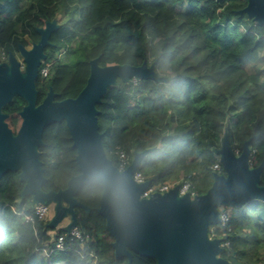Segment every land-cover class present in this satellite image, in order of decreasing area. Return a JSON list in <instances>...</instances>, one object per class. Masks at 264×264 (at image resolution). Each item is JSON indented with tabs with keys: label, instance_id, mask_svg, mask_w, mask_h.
<instances>
[{
	"label": "trees",
	"instance_id": "trees-1",
	"mask_svg": "<svg viewBox=\"0 0 264 264\" xmlns=\"http://www.w3.org/2000/svg\"><path fill=\"white\" fill-rule=\"evenodd\" d=\"M247 4L0 0V48L10 49L26 34L38 41V28L48 20L58 21L40 68V101L51 88L58 100L77 97L87 85L90 61L98 56L102 66L156 61L157 72L169 81L118 79L98 105L107 155L119 166V150H125L131 162L135 152L152 149L138 171L152 179L153 186L190 181L195 194H204L214 181L213 166L221 163L216 150L225 132L239 153L255 136L250 145L257 149L254 166L264 159V25L241 12ZM47 63L49 74L44 76ZM44 141V189L66 188L69 179L81 173L66 120L46 127ZM24 185L19 171H8L0 179V264H157L155 258L137 253L131 263L116 257L106 219L96 211L100 185H86L77 195L92 208H77L85 241L68 239L64 250L55 246L65 233L62 224L48 225L53 213L35 222L26 219L35 214V203L32 196H21ZM227 210L231 232L211 227L212 236L230 241L221 256L235 264H264V202L252 200Z\"/></svg>",
	"mask_w": 264,
	"mask_h": 264
},
{
	"label": "water",
	"instance_id": "water-1",
	"mask_svg": "<svg viewBox=\"0 0 264 264\" xmlns=\"http://www.w3.org/2000/svg\"><path fill=\"white\" fill-rule=\"evenodd\" d=\"M241 12L264 25V0H248ZM59 27L57 20L46 21V25L38 29L40 41L30 50L21 47L27 63L25 72L20 70L14 55L10 58L12 66L0 64V179L8 171H19L20 180L25 183L21 196L30 195L34 203L54 205V215L48 225L56 228L69 219L64 227L67 232L78 226L77 208L92 211L77 198L79 192L86 185H100L103 193L96 211L106 219L107 230L114 238L112 246L116 257H127L130 263L137 253L155 258L157 264H235L221 256L225 249L223 239L212 236L211 227L221 223V206L242 207L252 200L264 202L261 183L264 159L256 167L249 161L255 136L246 140L242 152L237 153L225 132L216 150L224 173L214 172L213 184L206 193L181 194V183H177L166 192L156 191L145 197L144 192L153 180L138 182L134 173L152 149L135 152L129 166L120 170L107 155L99 127L98 105L118 79L167 82L170 78L157 72L156 61L149 64L146 59L141 65L102 66L98 56L90 61L87 85L77 97L57 100L58 94L50 89L37 105L36 78L42 60L48 57L45 47ZM16 93L27 100L21 112L24 123L17 135L2 113V107ZM63 120L78 149L76 160L81 173L71 177L66 188L47 191L40 148L45 146V128ZM118 186L124 193L120 200L114 195Z\"/></svg>",
	"mask_w": 264,
	"mask_h": 264
},
{
	"label": "built area",
	"instance_id": "built-area-1",
	"mask_svg": "<svg viewBox=\"0 0 264 264\" xmlns=\"http://www.w3.org/2000/svg\"><path fill=\"white\" fill-rule=\"evenodd\" d=\"M49 63H47L43 69H42V74L44 76H47L49 74ZM134 82L138 81V78H134L133 79ZM257 152V149H252L251 151V155H250V164L251 166L254 165V160H255V153ZM237 153H239L237 151ZM118 156H119V160H120V165L118 166L120 170H125L130 162V157L129 154L125 151V150H119L117 152ZM222 163H216L213 166V169L215 170V172H220L222 170ZM134 178L136 181L138 182H143L146 179L145 175L141 172L138 171V169L136 170V172L134 173ZM181 183V188H180V193L181 194H185L187 192H191L192 196L196 195L195 192H193L191 190L192 184L190 181H184V182H180ZM177 184V182H169L167 184H163V185H151V187L149 189H147L144 192V196L148 197L150 196L151 193L156 192V191H160V192H166L169 189H171L172 187H174ZM53 213L54 215V205L50 204H44V203H35V214L34 215H28L26 217V219L28 221H32L35 222L36 219H47L51 214ZM230 218L231 215L229 214L227 209H221V223L219 225H215L214 227H221L222 231H225L229 233L232 230V227L229 225L230 224ZM215 231V230H214ZM218 237V236H215ZM68 239L75 240V239H81L82 241H85V236L84 234L81 232V230L77 227L73 228L70 232L65 231L64 234H61L58 236V238L55 241V246L58 249L64 250L68 247L67 245V241ZM230 243V241H223L222 245L228 246Z\"/></svg>",
	"mask_w": 264,
	"mask_h": 264
},
{
	"label": "flooded vegetation",
	"instance_id": "flooded-vegetation-1",
	"mask_svg": "<svg viewBox=\"0 0 264 264\" xmlns=\"http://www.w3.org/2000/svg\"><path fill=\"white\" fill-rule=\"evenodd\" d=\"M40 39H41V35H40L39 40L35 41L30 37L29 34H26L22 38V40H25L27 42V44H24L21 40L16 45H12L11 48L8 50L5 49L4 47L0 48V64H5L6 66H12L10 58H11V55H14V57L16 58V60L20 64V66H19L20 70L22 72H25L26 67H27V63L25 61V56L23 54L21 47L24 46L26 49L30 50L34 47L35 43H38L40 41ZM46 49H47V46L45 47V53H46ZM45 60H42L41 66L43 65ZM41 66H40V68H41ZM39 73H40V70H39ZM38 78H39V74L36 78V89L38 91L37 99H36L37 105H39L43 102V100L46 98L48 92L50 91L49 90L47 92L45 98L40 101V90L38 88ZM56 99H57V97H56ZM26 105H27V100L24 98V96L16 93L13 96L12 100L9 101L7 104H5L2 107V113L6 114L5 121L7 122L9 128L12 129V131L14 132L15 135H17L20 132V130L23 126L24 118H23L21 112L23 111V109L25 108ZM254 167H256V166H254Z\"/></svg>",
	"mask_w": 264,
	"mask_h": 264
},
{
	"label": "clouds",
	"instance_id": "clouds-1",
	"mask_svg": "<svg viewBox=\"0 0 264 264\" xmlns=\"http://www.w3.org/2000/svg\"><path fill=\"white\" fill-rule=\"evenodd\" d=\"M114 195L116 196V199H117V200L122 199V198H123V195H124V193H123V189H122L121 187L118 186V187L116 188V190H115Z\"/></svg>",
	"mask_w": 264,
	"mask_h": 264
},
{
	"label": "rangeland",
	"instance_id": "rangeland-1",
	"mask_svg": "<svg viewBox=\"0 0 264 264\" xmlns=\"http://www.w3.org/2000/svg\"><path fill=\"white\" fill-rule=\"evenodd\" d=\"M63 52H64V50H63ZM246 68H247L248 70H250V66H249V65H247ZM220 208H221V209H227L226 206H221ZM52 217H53V215L51 216V218H52ZM60 227H62V228L64 229V227H65V221H64V223H62V225H61ZM213 230H215V229H213Z\"/></svg>",
	"mask_w": 264,
	"mask_h": 264
}]
</instances>
